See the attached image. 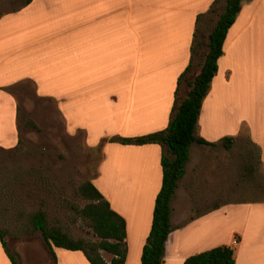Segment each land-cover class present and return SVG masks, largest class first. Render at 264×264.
<instances>
[{
    "label": "crops",
    "instance_id": "obj_1",
    "mask_svg": "<svg viewBox=\"0 0 264 264\" xmlns=\"http://www.w3.org/2000/svg\"><path fill=\"white\" fill-rule=\"evenodd\" d=\"M214 1L30 0L0 12V149L13 151L18 144L14 90L26 85L34 98L52 103L67 135L81 133L87 147L99 146L102 157L90 182L124 219V264H140L161 186L162 148L110 139L167 127L174 101L189 90V74L179 84L178 78L190 62L194 33L201 44L213 25L206 17L197 24V17ZM262 90L264 0H242L195 129L196 138L214 145L189 148L170 202L162 264H182L222 245L233 248L234 264H264L262 220L221 228L219 164L209 150L222 147L224 137L236 140L245 126L264 162ZM16 252L21 264L22 251ZM32 252H24L25 264L46 257ZM54 253L56 264H89L79 251L54 248ZM101 256L110 260L105 252ZM0 264H11L1 243Z\"/></svg>",
    "mask_w": 264,
    "mask_h": 264
},
{
    "label": "rangeland",
    "instance_id": "obj_2",
    "mask_svg": "<svg viewBox=\"0 0 264 264\" xmlns=\"http://www.w3.org/2000/svg\"><path fill=\"white\" fill-rule=\"evenodd\" d=\"M24 1L0 0V12ZM214 18L210 15L204 20ZM206 42L207 39L198 48L199 54ZM193 71L189 80L196 68ZM14 93L18 100L19 141L13 151L0 149V229L15 258L16 249L22 251L21 264L25 251L45 254L39 257L38 264H51L42 235L33 229L31 218L41 211L49 229H57L74 240L94 241L75 209L87 202L77 189L95 176L102 153L99 146L87 147L83 134L67 135L52 103L34 98L29 86H21ZM246 130L244 126L228 150L209 148L219 164L222 229L231 223L244 224L247 219L257 224L262 220L264 227V162Z\"/></svg>",
    "mask_w": 264,
    "mask_h": 264
},
{
    "label": "trees",
    "instance_id": "obj_3",
    "mask_svg": "<svg viewBox=\"0 0 264 264\" xmlns=\"http://www.w3.org/2000/svg\"><path fill=\"white\" fill-rule=\"evenodd\" d=\"M30 0H25L28 3ZM242 0H215L208 11L197 17V24L204 17L214 16L213 25L203 46L194 40L190 62L178 78V84L185 75L198 72L188 81L189 90L186 97L174 101L167 127L159 132L136 138H111L110 141L122 145L158 144L162 148L160 166L162 171L161 186L154 201L149 233L141 250L140 264H162L164 247L170 233V202L175 193L177 182L183 176L188 159L189 148L193 143L208 144L195 137V129L201 105L207 96L213 77L217 73V61L222 55L228 29L234 23ZM195 58L198 60L195 61ZM234 139L224 137L221 146L228 150ZM78 194L87 201L76 210L79 219L89 228L95 237L94 241L74 240L57 229H49L43 212H36L32 218L33 229L40 231L51 264H56L54 248L82 252L89 264H124L127 255L126 232L124 219L114 212L108 201L90 181L79 185ZM4 235L0 232V243L11 264H18L15 255L8 250ZM105 252L110 256L107 262L101 256ZM182 264H234V250L230 246H218L210 250L187 257Z\"/></svg>",
    "mask_w": 264,
    "mask_h": 264
},
{
    "label": "built area",
    "instance_id": "obj_4",
    "mask_svg": "<svg viewBox=\"0 0 264 264\" xmlns=\"http://www.w3.org/2000/svg\"><path fill=\"white\" fill-rule=\"evenodd\" d=\"M234 243H235V240H234Z\"/></svg>",
    "mask_w": 264,
    "mask_h": 264
}]
</instances>
